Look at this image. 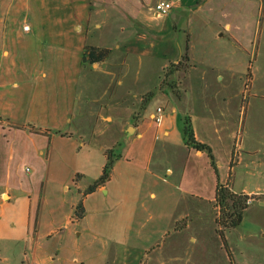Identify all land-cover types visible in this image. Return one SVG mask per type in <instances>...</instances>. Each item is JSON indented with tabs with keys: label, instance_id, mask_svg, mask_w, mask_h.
Here are the masks:
<instances>
[{
	"label": "crops",
	"instance_id": "crops-1",
	"mask_svg": "<svg viewBox=\"0 0 264 264\" xmlns=\"http://www.w3.org/2000/svg\"><path fill=\"white\" fill-rule=\"evenodd\" d=\"M157 1L0 0V264H201L178 250L184 236L203 238L194 222L218 207L219 184L264 204V86L242 88L238 66L250 44L240 33L246 24L235 22L239 2L255 15L261 0H172L166 15ZM177 15L172 31L157 23ZM86 45L112 53L83 63ZM184 57L190 67L174 77L180 97L165 86L143 108ZM224 71V85L212 79ZM96 73L107 77L97 92ZM238 79V100L257 106L248 117L232 106ZM185 118L215 165L185 143ZM113 148L120 158L111 179L84 197L86 214L75 220Z\"/></svg>",
	"mask_w": 264,
	"mask_h": 264
},
{
	"label": "rangeland",
	"instance_id": "rangeland-1",
	"mask_svg": "<svg viewBox=\"0 0 264 264\" xmlns=\"http://www.w3.org/2000/svg\"><path fill=\"white\" fill-rule=\"evenodd\" d=\"M262 6L258 14L252 15L255 13L256 9L255 6L252 5H245L243 1L239 2V9L243 7V15L235 20V22H239L242 24H246V28L240 31L241 35L245 38L248 35V43L250 44V53L243 54L241 62L239 66L244 73L242 75V88L250 89L253 88L255 80L257 84H262L264 86V0H261ZM241 14V11H240ZM243 18V22H242ZM109 19V18H108ZM178 19V20H177ZM183 18L179 15L174 17H169L165 19L164 17L157 19V23L170 25L171 31L175 23L182 22ZM234 21V20H233ZM111 22V20H110ZM109 23V22H108ZM207 23V21H202L200 24ZM244 23V24H243ZM181 25V24H180ZM224 25V24H223ZM246 29H249L246 31ZM110 30L109 25L104 27L102 30H97V37H90L91 42H96L97 38H100L103 35L108 34ZM223 28H221L220 32H222ZM219 32V34H220ZM167 34H171L168 32ZM201 36H198L200 40L203 39ZM220 40H227V37H220ZM102 41V40H100ZM104 45H111L108 42ZM105 48H109L104 46ZM170 47V46H169ZM110 49V48H109ZM166 49H169L168 47ZM112 53V52H111ZM249 69L252 73L255 74L254 81L252 82V76L248 75ZM211 75L213 76L215 82L219 84H225L227 82L226 78L230 75L227 71L219 73V78L216 72H212ZM214 75H217L214 78ZM83 76L82 79V87L85 82L91 80L89 77ZM224 79H220L223 77ZM107 77L105 74L96 73L93 77V86L95 85V92L101 91L102 87H104L107 83ZM179 81V80H178ZM236 85V94H233L232 97V106L235 109L239 108L244 111V114L250 116L254 114L257 110L256 104L252 103L251 101L247 104L245 100H238L237 90L241 85V80H237ZM235 85H233L232 89H235ZM251 85V87H250ZM215 87L220 88L223 87L221 85H216ZM250 87V88H249ZM224 89V87L222 88ZM246 89V90H247ZM183 91V88H181ZM94 92V90H92ZM92 92V93H93ZM94 92V93H95ZM184 93V91H183ZM244 97L248 96V91L245 93ZM260 95V94H258ZM256 95L254 99H261V95ZM179 97V96H178ZM158 100L153 102L154 107L156 108L158 105ZM157 101V102H156ZM243 114V115H244ZM251 196V195H250ZM254 198L255 195H252ZM264 198V196H260ZM254 200V199H253ZM212 205L209 211L208 219H205L204 222L197 221L194 222V228L196 231L200 230L199 233L203 235V238H199L197 234H193L190 237L186 238L184 236V245L183 248H179V254L183 256L187 252H194L195 259L199 257V260L202 259L201 264H264V204H261L259 199H255L254 202L247 208L243 221L240 225L235 228H231L230 230H225L224 237L222 236L221 232L219 231L220 225L218 223V217L220 214V208ZM206 210V207H205ZM196 221V218H195ZM201 222V223H200ZM180 225V224H179ZM177 226V224H176ZM205 230V231H204ZM195 238V239H194ZM194 239V240H193ZM210 252V254L208 253ZM209 254V255H208ZM204 257V258H203ZM133 260L135 256L131 257ZM197 260V259H196ZM196 262V261H195ZM140 264H147V258L144 257Z\"/></svg>",
	"mask_w": 264,
	"mask_h": 264
},
{
	"label": "trees",
	"instance_id": "trees-1",
	"mask_svg": "<svg viewBox=\"0 0 264 264\" xmlns=\"http://www.w3.org/2000/svg\"><path fill=\"white\" fill-rule=\"evenodd\" d=\"M111 52L112 51L109 48L86 45L83 50V63L94 64L103 62L109 58ZM186 60L187 58L184 57L179 62H171L168 65L164 74V78L162 80V84L145 94L143 98V108H145V106L154 98L156 93L165 86L173 90L180 97L181 91L179 90L178 80H176L174 77L177 72L188 70L190 65ZM182 130L185 143L189 147L207 151L210 155L212 163L215 165L211 148L196 139L194 127L189 118L184 119ZM106 156L107 160L103 167L102 174L87 187V189L83 192V197L79 200L75 207L73 218L77 221L83 219L86 214L84 197L87 194L94 192L99 187L104 186L111 179L114 165L120 158V154L119 152H117V148L109 149L106 152ZM80 175L81 174H77L76 178H79ZM249 197L250 195L247 193L234 192L229 186H225L222 184L218 185L216 192V205L220 208L218 223L220 225L219 231L221 232L223 237L225 230L235 228L242 223L244 214L249 207V204L247 203ZM185 221V219L181 220L180 222H178V225Z\"/></svg>",
	"mask_w": 264,
	"mask_h": 264
},
{
	"label": "built area",
	"instance_id": "built-area-1",
	"mask_svg": "<svg viewBox=\"0 0 264 264\" xmlns=\"http://www.w3.org/2000/svg\"><path fill=\"white\" fill-rule=\"evenodd\" d=\"M174 6V2L172 0H158L156 3V10L158 13L166 15L168 14L172 7ZM25 29H29V25L24 26ZM164 109L159 107L157 109L156 121L160 123L163 120ZM253 202L252 195L248 198L247 203L251 204Z\"/></svg>",
	"mask_w": 264,
	"mask_h": 264
}]
</instances>
